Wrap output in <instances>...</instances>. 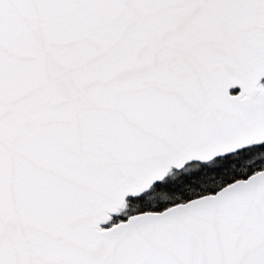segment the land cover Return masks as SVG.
<instances>
[{
	"label": "snow or ice",
	"instance_id": "obj_1",
	"mask_svg": "<svg viewBox=\"0 0 264 264\" xmlns=\"http://www.w3.org/2000/svg\"><path fill=\"white\" fill-rule=\"evenodd\" d=\"M0 264H264V0H0Z\"/></svg>",
	"mask_w": 264,
	"mask_h": 264
}]
</instances>
